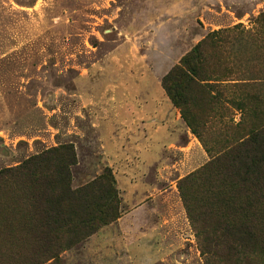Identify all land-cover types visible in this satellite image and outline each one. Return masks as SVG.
<instances>
[{"label":"rangeland","instance_id":"rangeland-1","mask_svg":"<svg viewBox=\"0 0 264 264\" xmlns=\"http://www.w3.org/2000/svg\"><path fill=\"white\" fill-rule=\"evenodd\" d=\"M212 31L230 79L264 94V0H0V169L70 144V188L107 171L119 198L54 264H205L177 185L210 154L163 81ZM244 117L198 116L207 146Z\"/></svg>","mask_w":264,"mask_h":264},{"label":"trees","instance_id":"trees-1","mask_svg":"<svg viewBox=\"0 0 264 264\" xmlns=\"http://www.w3.org/2000/svg\"><path fill=\"white\" fill-rule=\"evenodd\" d=\"M219 35L212 31L197 42L163 81L172 104L210 154L177 187L205 264H212V257L219 264H264V94L257 78L230 79L214 52ZM231 108L247 118L225 125L224 145L212 150L198 116ZM74 160L72 146L59 144L0 169V264L13 259L54 264L58 251L120 216L110 172L83 189L70 188L68 167ZM7 243L17 252L6 249Z\"/></svg>","mask_w":264,"mask_h":264}]
</instances>
